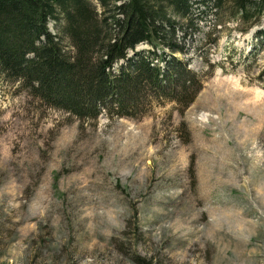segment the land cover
Wrapping results in <instances>:
<instances>
[{
  "label": "rangeland",
  "instance_id": "1",
  "mask_svg": "<svg viewBox=\"0 0 264 264\" xmlns=\"http://www.w3.org/2000/svg\"><path fill=\"white\" fill-rule=\"evenodd\" d=\"M256 28L175 54L200 81L182 113L78 120L0 79V264H264Z\"/></svg>",
  "mask_w": 264,
  "mask_h": 264
},
{
  "label": "trees",
  "instance_id": "2",
  "mask_svg": "<svg viewBox=\"0 0 264 264\" xmlns=\"http://www.w3.org/2000/svg\"><path fill=\"white\" fill-rule=\"evenodd\" d=\"M95 1L99 11L88 0H0V79L78 120L137 118L164 102L182 113L200 81L175 54L207 19L203 43L257 27L249 56L264 49V0Z\"/></svg>",
  "mask_w": 264,
  "mask_h": 264
}]
</instances>
